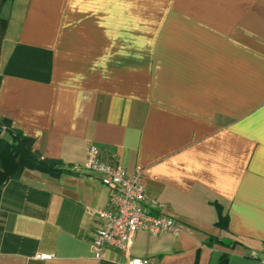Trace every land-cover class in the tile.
Wrapping results in <instances>:
<instances>
[{"label": "crops", "instance_id": "crops-1", "mask_svg": "<svg viewBox=\"0 0 264 264\" xmlns=\"http://www.w3.org/2000/svg\"><path fill=\"white\" fill-rule=\"evenodd\" d=\"M3 118L57 164L3 184L0 264H258L264 0H0ZM89 145L179 233L139 229L127 255L94 258L109 188Z\"/></svg>", "mask_w": 264, "mask_h": 264}, {"label": "built area", "instance_id": "built-area-1", "mask_svg": "<svg viewBox=\"0 0 264 264\" xmlns=\"http://www.w3.org/2000/svg\"><path fill=\"white\" fill-rule=\"evenodd\" d=\"M85 168L102 173V183L109 188L108 205L91 210L98 217L91 239L94 258L100 259L106 249L127 255L139 229L152 234L179 233L181 225L177 219L148 209L150 200L139 173L128 175L123 166L102 161L93 145L87 147ZM249 254L258 264H264V243ZM37 257L50 259L52 255L40 253ZM127 264L156 263L151 257L129 256Z\"/></svg>", "mask_w": 264, "mask_h": 264}, {"label": "trees", "instance_id": "trees-1", "mask_svg": "<svg viewBox=\"0 0 264 264\" xmlns=\"http://www.w3.org/2000/svg\"><path fill=\"white\" fill-rule=\"evenodd\" d=\"M3 132L0 136V191L3 184L9 179L19 178L26 168L50 172L56 161L52 159H39L33 150L34 138L24 135L21 131L11 126L7 119H0ZM181 225L182 222L176 218ZM218 227L226 228L224 216L219 215L216 223Z\"/></svg>", "mask_w": 264, "mask_h": 264}, {"label": "water", "instance_id": "water-1", "mask_svg": "<svg viewBox=\"0 0 264 264\" xmlns=\"http://www.w3.org/2000/svg\"><path fill=\"white\" fill-rule=\"evenodd\" d=\"M2 132H3V127L0 125V136H1ZM223 241L225 243H227V244H230L231 243V240L228 239V238H223Z\"/></svg>", "mask_w": 264, "mask_h": 264}]
</instances>
